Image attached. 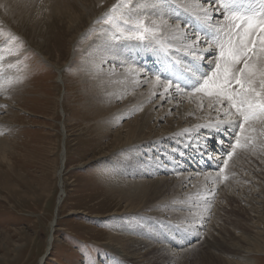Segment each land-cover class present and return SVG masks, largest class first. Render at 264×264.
<instances>
[{"label": "rangeland", "instance_id": "obj_1", "mask_svg": "<svg viewBox=\"0 0 264 264\" xmlns=\"http://www.w3.org/2000/svg\"><path fill=\"white\" fill-rule=\"evenodd\" d=\"M150 1L174 17L160 16L151 9L149 0H0V100L4 92L7 94L5 102H0V139L3 138L0 143L4 148H0V264H151L150 257H142V253L132 258L125 255L124 247L131 240L144 241L150 245L149 250L165 245V249L171 247V252L182 251L179 264H264V215L262 221H257L256 216L264 208V174L259 173L264 166V135L261 136L264 124L263 127L259 122L253 125L258 130L251 134V147L249 144L237 148L228 158L229 170L225 169L228 173L220 174L226 177L230 173L236 179L232 175L233 178L219 180L213 193L209 192L213 184H206L203 176L216 175L220 167L197 168L209 160L204 157L221 158V147L216 142L226 149L232 146L239 132L238 123L231 127L228 138L219 137L220 142L216 139L217 133L211 135L198 130L183 140L174 129L179 123L193 128L199 120L210 119L205 117L206 110H198L192 103L195 95L203 103L207 101L205 98L209 101L205 93L186 91L181 85L184 97L193 98L192 102L181 100L177 104L190 111L187 117L180 119L178 107L172 103L169 108L168 101L153 105L152 118L143 133L144 137L155 135L154 140L147 144L145 140L135 141L134 136L128 144L129 127L122 126L124 123L132 129L138 126L141 111L134 110L137 106L134 104L139 101L125 105L126 99L109 97L108 92L114 89L109 81L121 70V61H110L107 48L118 52L121 47L134 45L147 49V53L154 50L155 56L158 50L152 40H116L118 29L125 27L123 21L131 23L142 18L148 26H153L154 20L166 21L168 29L175 28L171 23L177 22L179 27H188L191 33L199 32L193 28V16L185 13L188 8L181 0ZM215 2L211 0L218 6ZM73 10L80 18L69 17ZM222 18V15L214 17L215 20ZM167 24L163 27L167 28ZM200 24L207 26L209 33L217 34L219 25L212 24L217 29H211L208 21H200L198 27ZM166 34L160 27L156 40L162 45H172ZM195 36L185 37L193 40ZM206 44H212L209 38ZM136 52L137 49L133 53ZM183 52L192 54L188 49ZM210 52L214 54L201 52L203 59L195 63L202 65L207 63L205 57H211L210 67L202 65L203 73L208 75L215 68L214 44ZM158 63L149 64V68L142 66L143 61L135 65L145 71L141 73L144 77L160 76V90L164 81L179 77L177 71L184 68L188 71L193 66L182 59L176 62V68L175 64L168 67L170 73L164 77L156 67ZM58 71L60 82L56 79ZM176 84L180 82L174 79L173 90ZM159 98L156 94L151 102L157 103ZM135 117L139 118L137 123ZM209 135L212 140L206 147L202 143ZM62 143L66 151L62 171L65 196L55 218ZM128 156L134 158L128 161ZM179 174H188L191 178L169 193L175 194L174 200L168 194L148 202L146 207L151 209L133 213L136 211L131 209L133 205L146 197L140 194L143 187L139 184L152 194L155 189L149 182L160 177L176 183ZM128 189L131 192L135 189L142 198L131 197ZM182 217L186 219H179ZM55 219L54 227H50ZM198 221L205 228L194 236L187 234L190 233L188 226ZM208 226L220 228L228 238L232 236L229 238L232 242L246 234L248 238L254 232L257 234L250 244L238 242L246 250L242 256L219 240L211 244L210 237L206 236ZM185 236L189 237L185 239L187 245H172V239ZM156 255L155 264L166 263L159 253Z\"/></svg>", "mask_w": 264, "mask_h": 264}, {"label": "bare ground", "instance_id": "obj_2", "mask_svg": "<svg viewBox=\"0 0 264 264\" xmlns=\"http://www.w3.org/2000/svg\"><path fill=\"white\" fill-rule=\"evenodd\" d=\"M85 1H87V0H85ZM150 5H151V9H154V11L156 12V13H158L160 16H162V14H164V15H168L167 17L170 19V17L172 18V17H174V15H170L171 13H168V12H166L165 11V9H164V7H161L160 5H155V4H153L150 0H149V2H148ZM180 3L181 4H185L184 6H186L188 9H190L193 13V15L192 14H190L189 13V10L188 9H185L186 11H188V12H185L186 14H189L191 17L193 16V19H194V21H192V26H193V28L196 30L197 29V31L199 30V32L197 33V34H199L200 35V38H201V41H200V43H198V44H196V46L194 47V48H192V47H190V45H192L194 42H195V40H196V36L195 35H197V34H195L194 32L193 33H191V31L188 29V27H179V29H183V30H185V31H179L178 32V30L176 29V28H169L168 29V24H167V28H165V27H163V26H165V25H159V27H161V29L163 30V31H166V33H168V34H166L171 40V42L170 43H172V45H170V44H165V45H162L163 43H161L159 40H152V44H153V47L154 46H156L155 47V49H157L158 51L156 52L157 53V56H155V55H152L153 54V51L154 50H150V52L149 53H147L146 52V50L147 49H145V48H143V47H141V48H138V46H137V48L134 46V45H131L130 46V48H129V46H125L124 48L123 47H121V50H119L118 52H115V49H112L111 47H108L107 48V52L110 54V58H109V60L111 61H114V60H119V61H121L120 63V68L119 69H121L120 71H118V74L116 75V76H113V77H111V80L109 81V85H111V86H114L113 88V90L111 91V92H108V93H110V95L111 96H109V97H113V98H116V99H123V100H127V103H125V105L126 104H130V102H133V103H135V102H137V101H139L138 103H136V104H134V105H137V106H134V110L136 109V110H140L141 112L139 113L140 114V116H141V118L139 119V124H138V126H136L135 127V129H132V128H130V126H128V125H125V123H124V126H122L123 128L125 127V128H127V127H129V128H127V132L126 133H128V144H130V143H132L133 141H132V137H134L135 136V141H137V139H138V141H140V140H145L146 141V143L148 144L149 142H151L152 140H154V136L155 135H148V136H146V137H144L145 135H144V133H143V129H145L146 127H147V125H148V123H149V120L152 118V113H151V111L150 110H152V109H150L153 105H156V104H161V102H163V101H168V103H169V105H168V107L170 108L171 107V104L173 103V106H176V107H178V110H177V112H178V117L180 118V119H182V118H184V117H187V115L190 113V111H188V109H185V108H182V107H180V106H177V104L181 101V100H188V98H186V97H184L185 95H183L184 93H182V89L179 87V88H176V86L174 87L175 89L173 90L172 88L170 89V90H168L167 92H165V89H164V86H163V89L162 90H160V83H157L156 82V79H154V78H151V79H149L148 77H144V76H142V72H145L144 70H142L141 68H139V67H136L137 65H135V63H137V62H140V61H143V63H144V65H142L143 67H148L149 68V64H153L154 62H159L157 65H156V67L158 66V70L161 72V73H163L165 76L164 77H166V74L165 73H170L167 69H168V67H171L172 65H176V62L177 61H180V60H182V59H185L186 61H187V64L189 65V66H191V65H193V64H195L196 62H198L199 60H201L199 57H201V52L202 53H206V52H204L203 51V49H206V48H209V45H207L206 44V39L208 40V38L204 35V34H208L209 33V29H206V27L207 26H204L205 28H203L202 29V31L200 32V29L199 28H202V24H200L199 25V27H198V24H199V22L200 21H202V22H204V21H206L205 20V13L203 12V10L202 9H204V8H206V9H208V12H209V14L212 16V18L210 19V20H207L208 21V23L210 24V26H209V24H208V27H211V29L212 28H214V29H217L214 25H212V24H217V25H220V23H222L221 22V20L223 19H221V20H215L214 19V17H220V14H219V12H217L216 10L217 9H221L220 7H219V5L217 6V4H216V2H215V4L216 5H214L213 3H210L209 2V0H181L180 1ZM186 3H189V4H186ZM166 5L168 4V5H170V3L169 2H166L165 3ZM199 4H201V5H203V8H200V7H197V5H199ZM166 8V7H165ZM83 10L82 11H84V8H82ZM180 11V10H179ZM58 14L60 13L59 11H56ZM166 14H165V13ZM179 13V12H178ZM178 13H177V11L175 10V15H178ZM185 14V15H186ZM180 15V14H179ZM36 16H39V14L37 13V15ZM214 16V17H213ZM69 17H72V18H74V19H78V18H80V14H78V13H76V12H74V10H73V13L72 14H69ZM176 18H179V17H176ZM190 21H191V19H189ZM215 20V21H214ZM154 21H156V20H154ZM158 22V21H157ZM196 23H198V24H196ZM173 26H176L177 25V22H174V23H171ZM197 25V26H196ZM165 33V32H164ZM185 36H195V38H193V40L192 39H188L187 37H185ZM188 42H191V44L188 46V44L187 43ZM109 44H111V43H109ZM173 44L175 45V46H173ZM158 45V46H157ZM134 47V48H133ZM148 48V47H147ZM124 49V50H123ZM135 49H137V52H136V54H134L133 52H134V50ZM173 49V50H172ZM189 50V51H191V53L192 54H190L189 52H183L184 50L186 51V50ZM117 50V49H116ZM172 50V52H170ZM209 53H211L210 51H209ZM179 54H180V57H179ZM211 54H214V52H212ZM217 54V53H216ZM215 54V55H216ZM150 57V58H149ZM213 57V56H212ZM103 58H106V56L104 55L103 56ZM156 59V60H155ZM149 60V61H148ZM153 60V61H152ZM165 61H167V62H165ZM153 62V63H152ZM205 62H207V63H202V61H201V63H202V65H206V66H208L209 65V67L213 64V62L211 61V57H205ZM200 64V63H199ZM174 65V68H176L178 65H176L175 66ZM201 64H200V70H201V72H203V70H204V68H203V66H202ZM180 67V66H179ZM193 67V66H192ZM181 68V67H180ZM118 69V70H119ZM186 68H184L183 70L181 69L180 71H177V74H178V76L180 75V76H183L184 77V83H183V85H185V83H186V78L187 77H189V76H191V73L189 72V71H186L185 70ZM57 72V71H56ZM159 72V73H160ZM180 73V74H179ZM150 75V74H149ZM60 76H61V74L59 73V71H58V76H57V80H58V82H60L61 81V79H60ZM178 79H179V77H178ZM197 79H199V81H201L202 80V82H203V77L202 76H200L198 73H197ZM178 82V81H177ZM111 83V84H110ZM181 83V82H180ZM190 83V82H189ZM186 91H194V89L195 88H197V87H199V86H194V85H191V86H189V87H184V86H182ZM185 92V91H184ZM186 93V92H185ZM4 94V96H3V100H0V102H2V101H4L5 102V99H6V97H7V94H6V92H4L3 93ZM156 94H159L160 95V98H159V101L157 102V103H152L151 101L153 100V96H155ZM188 95L189 94H186V96L188 97ZM198 95H195L194 97H195V100H194V102H192V100H193V95H190L189 97H191L192 98V100H188V102H192L193 103V106H196L197 107V109L198 110H206V112L204 113L205 114V117H207V116H210V119L208 120V121H206V120H199V122L196 124V126L197 125H204V124H208L209 122H215L217 119H223V117L222 116H224L223 115V112L221 111V113L219 114V116H218V114H217V111H216V109L215 108H209V102L210 101H208V99H206L205 98V100H207L206 102H204L203 103V101L202 100H200L199 99V97H197ZM200 96V95H199ZM186 98V99H185ZM175 99H178V100H175ZM204 99V98H203ZM170 100H175L174 102H172V101H170ZM7 102L8 101H6V103L5 104H7ZM124 102V101H123ZM151 102V104H150V106H148L147 104H149ZM226 104V103H225ZM8 105V104H7ZM204 105H205V107H204ZM219 107V106H218ZM132 108V107H131ZM9 109V108H8ZM7 109V110H8ZM133 110V109H132ZM234 111V110H233ZM124 113V112H123ZM201 113V112H200ZM201 115H202V113H201ZM201 119H202V117L201 116H199ZM205 117H204V119H205ZM115 118V117H114ZM117 118V117H116ZM136 118V117H135ZM224 118H227V117H224ZM138 119L136 118V123H137V121H138ZM115 120V119H114ZM135 120V119H134ZM133 120V121H134ZM135 122V121H134ZM183 122H185V121H183ZM61 123V122H60ZM258 123V122H257ZM260 123V122H259ZM135 124V123H134ZM137 125V124H136ZM263 124H261V126H262ZM178 127L177 128H174L175 130V133H178V137H181V139H187V135L189 134H191L192 133V131L193 130H198V131H204V132H206V133H209V134H211V135H214V133H217V136H216V139H218V141L220 142L221 140H222V138H219V137H229L228 136V134L227 133H229V131L230 130H228V131H226V130H224L223 128H215V127H201V128H197L196 126L195 127H193V128H190V126L188 127L187 125H182L181 123H179L178 125H177ZM229 127V129H231V127L232 126H228ZM263 127V126H262ZM188 130V131H185V130ZM258 130V129H257ZM256 130V131H257ZM260 130H262V129H260ZM263 131V130H262ZM171 132V134L173 133L172 131H170ZM169 132V133H170ZM212 132V133H211ZM264 132V131H263ZM259 133H260V131H259ZM171 134L170 135H168V136H165V137H170L171 136ZM174 134V133H173ZM233 134V133H232ZM211 135H209V136H206V138L204 139V142L202 143V144H204V145H206V147H207V145H208V141H210V140H212V137H211ZM252 135H254V134H252ZM257 135V134H256ZM255 135V136H256ZM261 136H263V135H261ZM203 137V136H202ZM257 138H259L258 136H256ZM157 138V137H156ZM193 138V137H192ZM226 138V139H227ZM253 138V137H252ZM260 138H262V137H260ZM214 139V138H213ZM226 139L225 140H223L222 142H223V144H225L226 143ZM231 139V138H230ZM0 140H3V138L2 139H0ZM259 140V139H258ZM196 142H198V141H196ZM260 142H262L263 143V141H260ZM259 142V143H260ZM253 143V142H252ZM216 144L217 145H219L218 146V148H220L221 147V151H220V153H222V155H221V157H225V158H227L226 157V155L227 154H225L226 152H228L229 150L230 151H232V149H226L225 148V146H222L221 145V143L219 144L218 142H216ZM230 144V143H229ZM228 144V145H229ZM250 144V143H249ZM248 144V145H249ZM196 145L198 146V143H196ZM253 145V144H252ZM261 145V144H260ZM227 146V145H226ZM230 146V145H229ZM258 146V145H257ZM192 147V146H191ZM196 147V146H195ZM206 147H204V148H206ZM249 147H251V144H250V146ZM0 148H3V144H1L0 143ZM62 149H61V151H60V158H59V168H58V170H57V178H58V181H57V186H58V194H57V198H56V205H55V208H56V213L58 212V207H59V205L61 204V202H62V200H63V198H64V196H65V190H64V187H63V182H62V171H63V168H64V164H65V162H66V151H65V145H64V143H62V147H61ZM226 149V151H225V149ZM4 149V148H3ZM260 149H261V147H260ZM263 149V148H262ZM214 150H216L215 148H214ZM248 150H250V149H248ZM251 151V150H250ZM260 150H258V152H259ZM201 152V151H200ZM254 152V151H253ZM253 152H251V154L250 155H252V153ZM255 152H257V151H255ZM249 153V152H248ZM262 153V152H261ZM203 154H204V152H203ZM216 154V153H215ZM219 155V154H218ZM134 156V155H133ZM133 156H128L127 157V159H128V161H130L132 158H134ZM136 156V155H135ZM253 156H254V154H253ZM260 156H261V154H260ZM259 156V157H260ZM216 157H217V155H213L212 156V158L213 159H209L207 162L206 161H204L203 163L201 162V164L199 165V167L197 168V169H199L200 167L202 168L204 165L205 166H207V167H209V168H217L218 169V167H224V165H223V159L222 158H220V156H219V159H217L216 160ZM262 157V156H261ZM136 158V157H135ZM208 157H204V159H207ZM221 159V160H220ZM264 159H262V161H263ZM257 161V160H256ZM259 161H260V159H259ZM189 164V166L192 164H190V162L188 163ZM187 164V165H188ZM258 164V163H257ZM123 165V164H122ZM221 165V166H220ZM229 163H228V165H227V167H226V169H228L229 168ZM250 167V166H249ZM247 168V167H246ZM262 169H259V173H262V174H264V166L263 167H261ZM150 170H152L153 171V168H149ZM195 169H196V167H195ZM219 170V169H218ZM229 170V169H228ZM227 170V171H228ZM236 170V169H235ZM126 172L128 171V170H125ZM254 171V170H253ZM255 171H257V170H255ZM230 172V171H229ZM233 172V171H232ZM239 172V171H238ZM128 173H130V172H128ZM202 173V172H201ZM226 173H228V172H225L224 171V173L223 174H226ZM188 174H190V173H188ZM188 174H182V175H180L179 174V180L175 183V182H170L168 179L169 178H160V177H158L155 181H153L152 183L151 182H149L150 183V186H152L155 190H154V192L151 194V193H147L146 192V188L144 189V187H146V186H144L142 183L141 184H139L138 186H140L141 185V187H143L142 188V190H140V194L141 195H145L146 197L145 198H142V197H140V195L137 193V191L135 190H132V192L131 191H129L130 189H128V192L130 193V196L132 197V196H138V197H140V198H142L141 200H139L138 201V203L136 204V205H133L134 207H130L131 209H133V210H135L136 209V211L135 212H133V213H136L137 214V212H140L141 210H144V209H147V210H149V209H151V206H147L146 207V204L148 203V202H153V200H156V199H158L159 197H164V196H169L170 194L169 193H171V192H173V190L174 189H176L178 186H180V184H182V183H184V182H187V180H189L191 177H190V175H188ZM220 172L218 173H216V175H215V173H213V175L211 174V173H207V174H205L204 176H203V180H205V182H206V184L208 183V184H213L212 185V191H209V192H214V190L216 189V187H217V185H218V182H219V180H221L222 178H220V177H222V176H220ZM197 175V174H196ZM218 175V176H217ZM222 175V174H221ZM232 175L233 174H230L229 173V176H228V174H227V176H226V178H231L232 177ZM240 176H239V178L240 179H244V175H242V174H239ZM258 175V174H257ZM257 175H255V176H257ZM225 176V175H224ZM223 176V177H224ZM234 176V175H233ZM259 176V175H258ZM235 177V179H236V175L234 176ZM260 177V176H259ZM233 178V177H232ZM261 178V177H260ZM263 178V177H262ZM234 179V180H235ZM152 180V179H151ZM225 180H227V179H225ZM250 180H251V178H250ZM144 181V180H143ZM191 182V181H190ZM146 183V182H145ZM190 184V183H189ZM194 184L196 185V184H199V183H196V182H194ZM256 184V183H255ZM143 185V186H142ZM136 187V186H135ZM193 188V187H192ZM178 189V188H177ZM175 191V190H174ZM139 192V191H138ZM179 192V191H178ZM176 193V192H175ZM201 193V192H200ZM207 193V192H206ZM169 194V195H168ZM172 194V193H171ZM186 194V193H185ZM209 194V193H208ZM177 195V194H176ZM184 195V194H183ZM185 196V195H184ZM197 197V196H196ZM173 199V198H176L175 197V194H173V195H170L169 196V199ZM162 199V198H161ZM183 199V198H182ZM189 199V198H188ZM201 199V198H200ZM174 200V199H173ZM187 200V199H186ZM189 201V200H188ZM194 201V200H193ZM199 201V200H198ZM204 201V200H203ZM167 202V201H166ZM197 202V201H196ZM200 202V201H199ZM202 202V201H201ZM205 202V201H204ZM258 202H260V201H258ZM134 204V203H133ZM181 203H178L177 204V206H181L180 205ZM205 205V204H204ZM162 206V205H161ZM161 206H159V208L161 207ZM198 206V205H197ZM200 206H201V204H200ZM264 207V206H263ZM55 208H54V211H55ZM195 208V207H194ZM200 208V207H199ZM201 209H202V207H201ZM263 210V213H261V215H256L257 216V218H258V220L257 221H262V217H263V215H264V208L262 209ZM204 211V210H203ZM196 212V211H195ZM206 212V211H205ZM142 214V213H141ZM132 215H134V214H132ZM186 214H183V216H185ZM188 216V215H187ZM208 216V215H207ZM134 217H135V215H134ZM204 217H206V216H204ZM255 217V216H254ZM179 219H186V218H184V217H182V218H179ZM187 219H190V218H187ZM193 219H195V217H193ZM198 219V218H197ZM200 220V219H199ZM196 222V221H195ZM199 222V221H198ZM201 222V221H200ZM192 223V224H190L189 226H188V228H189V232L190 233H187V234H190V235H195L196 234V232L198 231H200V229H204L205 228V225L203 224V222L202 223ZM56 223V219L54 220V221H51L50 222V227H54V224ZM195 224H197V225H195ZM224 225V224H223ZM261 225V224H260ZM222 226V225H221ZM220 227V226H219ZM226 227V226H225ZM207 229H208V231H207V233H206V236L207 237H210V239H211V244H213L214 242H216V241H220V242H224L225 244H228L230 247H232V249H234V251H235V253H238V254H240V255H242V256H244V254H242L243 253V251L245 252L246 250H243L242 249V247H244V246H241L240 244H238V242L239 241H241V242H244L246 245L247 244H250V243H252L255 239V237H256V232H254L253 234H251L250 235V237L251 238H248V234H246V236H242V238L240 237V238H238V241H234V242H232L231 241V239H229V238H231L230 236H229V238H228V235H226V234H224V233H226V232H222V230L220 229V228H216V227H213V226H208L207 227ZM187 231H188V229H187ZM226 231V230H225ZM229 233V232H228ZM243 233V232H242ZM189 235V236H190ZM52 236V235H51ZM241 236V235H240ZM174 237V236H173ZM234 237V236H233ZM189 237H182V239H178L177 237L176 238H174V239H172V241H171V243H172V245H175V246H179V247H182V246H185V245H187V243L188 242H186L187 240H185V239H188ZM245 240H244V239ZM236 239V238H235ZM246 239H248V240H246ZM230 240V241H229ZM48 242H50V239H48ZM185 243V244H182V243ZM227 242V243H226ZM240 243V242H239ZM127 244L128 245H126L125 247H124V252H125V255L127 256V257H130V258H132V256H134V255H138V254H141L142 253V257H150V261L152 262L151 264H155V261H154V257H156L157 255H156V253H159V257H162L163 259H165V260H167L166 261V263L165 264H179L180 263V259H182L181 257H182V251H181V253H177L176 251L175 252H171V250H170V248H167V249H165L164 248V246H161V247H158L157 249H152V250H149L148 249V246H150V245H147L144 241H140V240H131V241H129V242H127ZM171 246V245H170ZM166 247V246H165ZM154 248V247H153ZM145 249V250H144ZM142 250H144V251H142ZM6 252V251H5ZM234 253V254H235ZM7 254V253H6ZM44 258V256L43 257H41V259H40V261L42 260ZM144 258V259H145ZM143 259V260H144ZM162 264H164V263H162ZM246 264H251V263H249V262H247Z\"/></svg>", "mask_w": 264, "mask_h": 264}, {"label": "snow or ice", "instance_id": "obj_3", "mask_svg": "<svg viewBox=\"0 0 264 264\" xmlns=\"http://www.w3.org/2000/svg\"><path fill=\"white\" fill-rule=\"evenodd\" d=\"M209 2L211 3V0ZM234 3L235 0H224L220 6L230 9ZM259 3V11L229 10L227 13H219L223 15V21L213 41L217 53L214 70L208 75L201 72L200 65L193 64V67L188 70L191 76L186 78L185 87L199 84L200 86L194 91L205 93L210 101L209 108H215L218 116L222 111L227 117V119H217L215 122L197 125V128L215 127L228 131L230 130L228 126L234 127L238 123L239 132L236 133L235 142L232 143V151L227 152V158L221 157L224 165L219 168L221 174L229 163L228 158L232 157L236 149L251 143V134L256 132L253 125L256 122L264 124V0H259ZM197 7L201 6L197 5ZM202 10L205 13V20H210L211 15L208 9ZM216 11L219 12V9ZM123 23L125 27L118 29L115 35L116 40L123 38L146 41L156 40L160 32L159 25H166L167 22L152 21L153 26H148L145 19L141 18L131 23L124 20ZM175 28L179 30V25ZM200 41V35L197 34L195 42L190 47L194 48ZM213 44H209V48L203 51H211ZM199 58L203 59L202 56ZM197 73L204 77L202 83L196 79ZM174 79L178 77L164 81L165 92L173 87ZM156 82H161L160 76H157ZM175 86L179 88L180 84ZM225 103L227 107H223ZM261 135H264V132ZM208 158L212 159L211 156ZM220 178L226 179V177Z\"/></svg>", "mask_w": 264, "mask_h": 264}, {"label": "water", "instance_id": "obj_4", "mask_svg": "<svg viewBox=\"0 0 264 264\" xmlns=\"http://www.w3.org/2000/svg\"><path fill=\"white\" fill-rule=\"evenodd\" d=\"M54 217L56 218V210H55V213H54Z\"/></svg>", "mask_w": 264, "mask_h": 264}]
</instances>
